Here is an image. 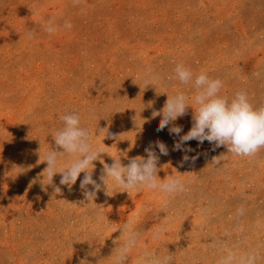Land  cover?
Returning <instances> with one entry per match:
<instances>
[{
    "label": "rangeland",
    "instance_id": "rangeland-1",
    "mask_svg": "<svg viewBox=\"0 0 264 264\" xmlns=\"http://www.w3.org/2000/svg\"><path fill=\"white\" fill-rule=\"evenodd\" d=\"M177 64L193 81L170 79ZM201 71L222 81L219 95L244 91L254 108L264 106V0H0V264H114L130 219L140 235L125 264L146 252L217 264L226 249L254 251L264 264V148L240 157L192 140L184 162L173 150L179 137L157 131L161 117H152L167 95L183 92L189 108L173 123L186 134ZM66 114H78L103 151L93 162L98 182L104 164L146 159L161 141L169 154L153 148L158 180L178 178L186 190L128 194L109 180L108 195L87 201L84 173L70 189L57 173L60 193L43 185L44 156L61 150L54 134ZM74 159L66 154L58 168ZM160 226L166 232L153 239Z\"/></svg>",
    "mask_w": 264,
    "mask_h": 264
},
{
    "label": "clouds",
    "instance_id": "clouds-1",
    "mask_svg": "<svg viewBox=\"0 0 264 264\" xmlns=\"http://www.w3.org/2000/svg\"><path fill=\"white\" fill-rule=\"evenodd\" d=\"M78 2V0H74ZM49 26L45 29L49 34L56 31L52 27V21H48ZM70 22H65L64 28L71 29ZM29 38H32L29 33ZM175 75L170 79L178 80L182 84H188L193 81V73L186 69L183 64H177ZM194 86L197 90L193 97V102L198 105L193 116L191 129L184 135H181L183 129L173 122L184 116L189 108L188 97L183 92H177L175 95L168 96L163 108L159 111H153L152 117H161L157 131L168 128L169 134L179 137L174 143V151L185 153L183 161H189L187 153L194 149L186 147L187 142L196 140L199 145L205 141L213 144L214 147L226 146L228 153L240 157H252L261 148H264V106L254 108L250 103L248 95L244 91H237L229 99L219 95L223 87L219 79H210L209 76L201 71L194 78ZM62 129L54 134L55 145L60 151L50 150L45 156L43 162L47 167L42 172V184L53 185L54 176L59 173L61 179L60 185H66L69 189L76 184L81 173H84L80 181V188L84 191L87 201L95 200L97 193L101 190L108 195V181L114 182V187L121 189V192L138 190L141 187L158 190L163 193H183L185 185L180 179L169 176L166 179L158 180L159 156L153 148L159 149L161 155H168L169 150L165 143L156 141L145 149L147 158L136 157L129 161L126 166H122L120 159H115L111 165L104 164L102 174L98 182L93 178L94 161L100 159L103 151L93 149L90 143L92 132L80 124L78 114L62 115ZM109 138H116L115 134H108ZM105 135V136H106ZM75 157L70 165L58 168V161L65 155ZM195 159V157H191ZM221 156L214 157L213 161L219 163ZM102 163V162H101ZM92 166V167H90ZM46 180V183L44 181ZM92 189L89 190L88 186ZM56 193L61 192V188L54 186ZM239 215H243V208L237 209ZM134 220H128L121 228V233L126 234L124 243L120 245L111 256H114V264H125L131 250L137 245L139 233L133 228ZM166 232L163 226L157 228L153 234V239H159ZM225 235H228L226 232ZM217 264H256L258 255L254 251H249L238 255L231 249L225 250ZM171 254L159 257L155 252L144 253L138 261V264H172Z\"/></svg>",
    "mask_w": 264,
    "mask_h": 264
}]
</instances>
